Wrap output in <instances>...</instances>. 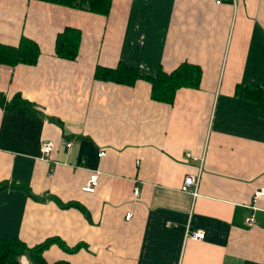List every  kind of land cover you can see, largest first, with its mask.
<instances>
[{
  "label": "crops",
  "instance_id": "1",
  "mask_svg": "<svg viewBox=\"0 0 264 264\" xmlns=\"http://www.w3.org/2000/svg\"><path fill=\"white\" fill-rule=\"evenodd\" d=\"M66 27L80 34L74 60L55 54ZM22 37L37 63H0V94L28 103L0 105L1 238L61 241L43 250L48 264H264V117L245 96L264 88V0H112L107 15L0 0V43ZM121 63L144 77L189 63L199 83L164 102L145 79L95 77ZM202 155L193 198L180 188Z\"/></svg>",
  "mask_w": 264,
  "mask_h": 264
},
{
  "label": "trees",
  "instance_id": "2",
  "mask_svg": "<svg viewBox=\"0 0 264 264\" xmlns=\"http://www.w3.org/2000/svg\"><path fill=\"white\" fill-rule=\"evenodd\" d=\"M55 3L68 7L84 8L94 13L107 15L112 0H39ZM79 32L66 27L59 33L55 40V54L60 58L74 60L79 48ZM39 56L37 43L29 38L22 37L16 46L0 43V63L15 66L19 63L34 65ZM102 71V72H101ZM95 77L116 83L133 85L137 79H145L151 84V97L154 100L171 102L175 92L181 87L198 86L200 71L189 63H182L171 72L159 71L155 77H144L138 74L137 69L119 64L113 69H100L97 67ZM245 96L255 103L261 115L264 117V88L251 86L247 87ZM27 102L17 95L6 102L5 97L0 94V105L12 109L18 105L27 106ZM2 186V185H1ZM70 206V205H69ZM53 242L62 248L66 247L55 238L47 239L34 247H27L19 239L0 237V264H20L19 257L27 254L33 264H48L42 257L43 250ZM64 264V263H54Z\"/></svg>",
  "mask_w": 264,
  "mask_h": 264
},
{
  "label": "built area",
  "instance_id": "3",
  "mask_svg": "<svg viewBox=\"0 0 264 264\" xmlns=\"http://www.w3.org/2000/svg\"><path fill=\"white\" fill-rule=\"evenodd\" d=\"M215 5H220L222 0H212ZM234 2L236 0H233ZM73 140H62L61 145L65 147L67 150L72 146ZM54 150V144L52 141H43L41 143V152L44 155V157L49 158L50 153ZM104 151H101L99 153V156L102 157L104 155ZM203 155L200 157L193 156L191 157L192 160L198 161L199 162V169L198 172L196 173H191L185 175L182 185H181V191L189 193L193 198H195L198 195V187H199V182H200V177H201V169L203 165ZM98 176L99 173L97 171H93L87 180V183L82 187L83 191L86 192H94L97 184H98ZM135 195H138V189H134ZM264 195V188H261L255 192L254 198H257L258 196H263ZM131 216V213H127L125 218L129 219ZM245 222L247 225H252L254 220L252 215L246 217ZM185 235L187 238L194 239V240H203L205 238V233L201 229H190L187 228Z\"/></svg>",
  "mask_w": 264,
  "mask_h": 264
}]
</instances>
